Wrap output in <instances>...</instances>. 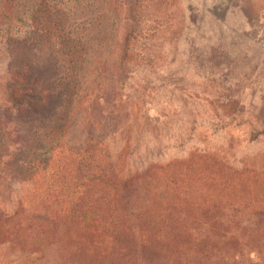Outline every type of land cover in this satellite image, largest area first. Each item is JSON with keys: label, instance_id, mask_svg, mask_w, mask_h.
<instances>
[{"label": "trees", "instance_id": "trees-1", "mask_svg": "<svg viewBox=\"0 0 264 264\" xmlns=\"http://www.w3.org/2000/svg\"><path fill=\"white\" fill-rule=\"evenodd\" d=\"M41 2L20 0L19 6L30 4L27 10L42 14L61 44L78 45L86 56L89 37L73 16L81 3L88 13L89 0ZM8 76L0 114V249L9 258L0 264L34 257L46 264L51 254L71 264H264V207L237 201L240 185L256 190L264 182L244 180L209 154L186 169L170 159L139 155L135 162V149L109 145V137L131 131L129 125L109 133L104 125L80 130L73 148L71 128L105 108L86 98L88 86L69 92L49 75L42 84L21 81L10 70ZM57 112L64 123L54 121ZM31 115L46 125L47 139L27 131ZM63 124L52 139L51 130ZM250 124L264 133V104ZM15 183L19 195L12 192Z\"/></svg>", "mask_w": 264, "mask_h": 264}, {"label": "rangeland", "instance_id": "rangeland-1", "mask_svg": "<svg viewBox=\"0 0 264 264\" xmlns=\"http://www.w3.org/2000/svg\"><path fill=\"white\" fill-rule=\"evenodd\" d=\"M19 3L9 8L0 0L6 15L0 17V114L9 70L38 84L49 75L65 91L88 86L86 98L106 108L71 128L73 148L80 130L104 125L109 133L129 125L131 131L109 137V145L135 149V162L139 155L170 159L186 169L209 154L244 180L264 182V133L250 124L264 104V0H89L88 13L81 3L73 16L91 45L82 57L78 45L61 44L55 27L46 30L42 14ZM61 117L57 112L54 121L62 124ZM27 119V131L47 139L46 125L33 115ZM64 128L50 129L52 139ZM240 189L238 202L264 207V187ZM21 191L15 183L13 194ZM51 255L46 264H71ZM7 258L0 249V260ZM34 258L11 264H41Z\"/></svg>", "mask_w": 264, "mask_h": 264}]
</instances>
